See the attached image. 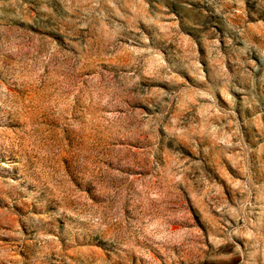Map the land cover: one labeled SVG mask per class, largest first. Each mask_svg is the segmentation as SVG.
<instances>
[{"label":"rangeland","instance_id":"1","mask_svg":"<svg viewBox=\"0 0 264 264\" xmlns=\"http://www.w3.org/2000/svg\"><path fill=\"white\" fill-rule=\"evenodd\" d=\"M0 264H264V0H0Z\"/></svg>","mask_w":264,"mask_h":264}]
</instances>
